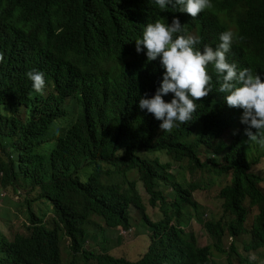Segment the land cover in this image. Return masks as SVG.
<instances>
[{
    "label": "trees",
    "instance_id": "obj_1",
    "mask_svg": "<svg viewBox=\"0 0 264 264\" xmlns=\"http://www.w3.org/2000/svg\"><path fill=\"white\" fill-rule=\"evenodd\" d=\"M211 1L219 14L190 20L180 8L163 11L147 0H0L15 15L34 16V24L41 26L44 33L56 31L68 39L69 57L61 73L56 74V81L64 92L77 93V100L91 106L96 114L71 138L69 144L76 139L85 141L83 145H73L72 150L90 151L92 134L106 133L105 140L93 142L100 145V151L90 154L91 158L75 169L61 170L58 174L48 175L58 165L55 159L51 166L42 154L21 151L24 148L27 151L28 142L37 137L39 124L35 119L39 112L48 116L50 108L45 106L39 110L18 77L29 65L39 64V59H43L40 65L48 68L49 62L44 59L50 57V52L37 49L36 39L25 38L10 44L6 36L13 25L0 15V42L9 48L14 45L10 48L11 72H18L16 80L0 92V127L4 131L0 138L8 136L19 146L12 151V160L11 153L2 156L3 162H9L8 166L0 163V200H6L0 206V264H61L59 233L62 240L68 237V248L75 263L93 258L96 264H120L113 260L116 251L109 253L110 244L120 247L124 243L116 230L131 227V208L141 219L145 209L151 207L159 208L162 218L155 222L165 219L172 238L186 239L185 250L167 263L212 264L210 256L217 253L226 255L228 264L232 257L241 264H259L258 260L250 262L248 257L264 248V169L259 170L264 161V148L258 143H245L246 125L241 128L237 124L238 131L235 126L229 128L228 123L219 120L224 115L222 112L214 119L209 100L216 96L214 91L197 101V112L191 122L169 133H159L162 121L138 106L152 78L147 79L140 92L131 73L123 71L135 55L134 43L142 27L154 20L170 25L177 17L185 32L198 36L202 46H215L224 31L243 37L233 44L234 52L254 43L253 39H262L264 44V0ZM252 43L254 53L256 46ZM106 54L110 55V67L105 63ZM157 74L158 71H151V76ZM160 85L147 98L154 96ZM215 85L214 79L213 90ZM4 95L11 99V104L16 99L26 109L33 107L36 114L23 126L5 118L1 115V107L6 105ZM163 98L170 102L173 94ZM103 117L109 118V125L107 130L100 131ZM41 119L44 125L46 118ZM66 152L67 145L57 155L62 158ZM156 153H163L168 160L162 163L158 157H152ZM2 171L8 178L4 173L1 175ZM21 179L29 181L31 187L22 184ZM137 183L146 193L145 202L138 193ZM20 187H24L21 195L18 194ZM28 190L32 193L24 194ZM202 191L208 199L222 201L224 220L204 221L197 214L199 204L205 201ZM18 195L19 199L14 202ZM36 199L51 204L53 217L42 220L30 209ZM245 201L248 208L259 207L249 228L245 226L248 218L239 219L227 230L211 227L213 223L235 218L241 207L246 208ZM22 203L27 205L25 220L18 219ZM191 220L208 234L211 243L201 247L193 231H185ZM20 228L27 234L22 235ZM225 236L232 239L227 249L222 246ZM149 256L150 246L141 257L135 258L137 261L128 264H150Z\"/></svg>",
    "mask_w": 264,
    "mask_h": 264
},
{
    "label": "clouds",
    "instance_id": "obj_2",
    "mask_svg": "<svg viewBox=\"0 0 264 264\" xmlns=\"http://www.w3.org/2000/svg\"><path fill=\"white\" fill-rule=\"evenodd\" d=\"M147 1L158 6L163 11L180 8V12L185 13V16L190 20H203L213 16L215 13H220L216 9V4L211 0ZM0 15L4 19L6 18L9 24L13 25L11 33L6 36L10 44L15 45L17 44L16 42L25 38L30 41L36 39L37 49H44V53L50 52V57L44 59L49 62L50 66L48 68L42 67L40 64L43 59H39V64L29 65V68L24 69L18 77V72H11L13 65L10 48H13L14 45L9 48L0 42V92L6 90L7 84L13 83L18 77L24 82L26 91L34 99V103L39 110L45 106L50 108L48 116L39 112V116L35 119L39 124V128L35 132L37 137L32 138L28 142L27 147L29 148L27 151H25V148L21 151L28 154H43L47 152L40 150V148L46 141L45 135L48 128L55 123L56 143L53 147L61 145L57 151L60 152L69 144L71 138L76 137V133L83 124L96 117L91 106L77 100V93L68 94L64 92L56 81V74L61 73V68H64L69 57L68 39L56 31L44 33L41 30V26L37 27L34 24V16L31 14L26 16L23 13L15 15L11 12L8 5L1 2ZM30 31L34 32L31 37ZM219 39V42L213 47L202 46L198 36L185 32L177 17L173 18L170 25L163 23V20L149 21L144 24L139 38L135 40L133 48L135 55L123 71L131 73L140 92L144 89L147 79L149 77L152 78L151 85L140 96L138 106L140 110H147L157 120L162 121L160 128L164 132H171L180 125L191 122L193 115L197 112V101L207 98L214 91L216 96L209 98L213 108L214 119L218 113L222 112L224 115L219 120L228 123L229 128L237 124L241 128L243 124L246 125L244 135L248 139L245 143H258L261 148H264V44L262 39H253L255 42H251L253 46H256H254L256 48L254 53L251 43H249L251 49L247 45L241 50L234 52L233 44L238 40H242L243 37H237L232 31L222 32ZM105 63L110 67V55L108 54L105 55ZM153 70L158 71L156 77L151 76V71ZM214 79L216 80V85L213 90ZM160 83L161 85L156 90L155 95L147 98ZM169 93L173 94V98L170 102H166L163 97ZM3 100L6 105L1 107V115L14 120L22 126L26 125L28 119L20 118V110L26 106L24 104L19 105L16 99L14 100L16 102L11 104V99L7 95H4ZM69 112L73 113L72 117H70L71 123H69L70 119L67 118ZM42 117L46 118L44 125H42ZM60 121H65L66 124L58 126ZM235 129L238 131L237 127ZM68 152H70V155L66 152L62 158L57 153L54 157L57 164H62V160L68 161L66 164H62L63 166H70V168L65 170H73L79 164L85 162L84 159L79 164L73 165L74 157L78 152L76 150ZM3 155L2 153L0 154V163H5L2 161ZM90 158L88 156V159ZM12 159L13 156L11 155L10 160ZM5 164L8 166L9 162ZM2 174L6 178L9 176L3 171L1 172ZM247 204L248 202L245 201L244 205L246 208L241 207L237 211L235 218L213 223L211 227L216 230H227L239 219L248 218L253 209L258 214L259 207L248 208ZM199 210L197 214L204 221H207L204 219L207 214L202 215ZM145 212H143L141 217L142 227L145 232L138 234L137 237H146L148 240L147 247L144 250V252L147 251L150 246L148 262L150 264H169L167 263L169 259L175 257L176 254H180L181 250H185L186 239L180 237L172 238L165 224V219L155 222L160 220L162 215L158 220H151ZM195 215L196 213L193 211L192 217L195 218ZM191 222L197 223L191 220L189 226ZM46 227L49 228L48 226ZM117 230L122 233L126 231L122 228ZM185 231L188 230L185 229ZM61 242H59V247L61 250V264H63ZM68 245L69 239L67 248ZM70 254L74 256L71 252ZM255 254H249L250 262L258 260ZM210 257L212 259V256ZM91 260L96 264L93 258H89L87 261ZM113 260L120 262V264H128L129 260L137 259L115 256Z\"/></svg>",
    "mask_w": 264,
    "mask_h": 264
},
{
    "label": "rangeland",
    "instance_id": "obj_3",
    "mask_svg": "<svg viewBox=\"0 0 264 264\" xmlns=\"http://www.w3.org/2000/svg\"><path fill=\"white\" fill-rule=\"evenodd\" d=\"M100 86H102V84ZM35 114H36V112L34 111L33 107H30L27 109L22 108L20 110V118L21 119H29L30 117H32ZM72 115H73V113L69 112L67 114V118L70 119V117H72ZM108 115H109V113H108ZM71 122L72 121L70 119L69 123H71ZM65 124H66L65 121H60L58 123V126L59 125H65ZM108 125H109V118L103 117V121L101 122V124L99 126V130L100 131L107 130ZM54 128H55V123L50 125V127L48 128L46 135H45L46 141L40 148V150H42V151L43 150L47 151V152H44L42 155L44 156L45 160H48V162L50 163L51 166L54 163V157L58 151V147H61V145L57 146V147H53L56 143V136L54 133ZM19 131H20V128H19ZM1 132H4L2 126L0 127V133ZM160 132L169 133V132H164L162 129H160L159 133ZM105 138H106V133H101L98 136H95L94 134H92V140L90 141V143H92V145L90 147V151L80 150L74 157L75 161H74L73 165H77L81 161H83L84 159L85 160L88 159V156L90 154H94V153L100 151V149H101L100 145L98 143L93 144V142L95 140H98V141L105 140ZM14 142H15V140L8 137V136H5L4 138H0V154L2 153L4 155H7V154L11 153V155L13 156L12 151L14 149H19V146L15 145ZM84 142H85L84 139H76L72 142L73 144L67 145V149H68V151H70V150H72L73 145H79L80 146V145H83ZM199 145H200L199 149L202 150L203 149L202 143H200ZM67 154L70 155V152H67ZM152 157H158L162 163H164L168 160V157L166 155H164L163 153H156L155 155L153 154ZM67 162H68L67 160L64 161V164H66ZM67 168H70V166L69 165L63 166L61 163H59L55 167V169L48 172V175H50L51 173H57L58 174L61 172V170L64 171ZM262 169H264V161L262 162V165H261L259 170H262ZM21 182H22V184L31 187V184L29 181H26V180L23 181L21 179ZM262 184L264 185V183H262ZM136 188L138 190L139 195H141L142 201H144V202L147 201V196H146V193H144L142 185H140V183H137ZM23 189H24V187L19 188V190H18L19 195H21L23 193ZM31 193H32L31 190H28L26 192L24 191V194H27V195H30ZM4 194L5 193H2L3 196H4ZM19 195L15 198L14 202L19 199ZM201 197L204 198L205 201H201V203L199 204V208H200L199 211L202 215L207 214L206 217L204 216V219L205 220H213V221H218V220H222V219L224 220V217L222 214V208H221L222 201L217 200L215 198L208 199V196H207L205 191L201 192ZM5 201L6 200L4 198L1 199L0 200V206L3 204L2 202H5ZM26 207H27V205L25 203H22L21 206L18 208V211H19L18 219L25 220V218H26V209L25 208ZM9 208L12 211L14 210V207L12 204L9 205ZM1 209L2 208L0 207V210ZM30 209L42 220L49 218V216L53 217V215H54L51 204L44 199H36L34 202L31 203ZM130 211H131V216H130L131 217V227H130V229L124 231L125 233H122L119 230H116V231H119L118 233L123 236L124 243L120 247H119V245L115 246L116 243L110 244V247H109L110 252L109 253L112 255L113 252L116 251V253H114V256H117V257L121 256V257H126L128 259H135V258L139 257L144 252V250L147 247L148 240L146 237H137L138 234L145 232V230L142 227L141 221L139 222V220H141V219H140V215L137 213V211L134 210L133 208H131ZM145 211L151 220H158L161 217V212H160L159 208L151 207V208L145 209ZM255 214H256V210L253 209L251 211V214L248 217V220L246 223V228H249L250 224L253 221ZM0 215H2V214L0 213ZM11 223L13 224L14 221L12 220ZM48 227H50V226H48ZM20 230L23 233L22 235L27 234V231H25L24 229L20 228ZM186 230L193 231L194 235L196 236L197 243L200 246H204V245L212 242L210 237L207 235V233L205 231H203L197 223L191 222V225ZM133 232H135L134 237H132ZM115 235L116 234H114L113 237ZM245 239L248 240L247 237H245ZM61 240H62V236L59 233V242H61ZM67 242H68V238H64L61 242L63 264H94V262L92 260L85 262L84 259H82V261L75 263L74 256H72L70 254V252L67 248ZM230 243H231V238H227L225 236L223 239L222 246L225 249H227V247L229 246ZM112 246H114V247H112ZM238 251H240V252L242 251L240 247H239ZM255 255L257 256L259 263L264 264V248L261 249ZM133 261L134 260H132L131 262H133ZM211 261H212V264H228L227 256L226 255H219L217 253H214L212 255ZM229 261L231 262V264H241L236 257L230 258Z\"/></svg>",
    "mask_w": 264,
    "mask_h": 264
},
{
    "label": "crops",
    "instance_id": "obj_4",
    "mask_svg": "<svg viewBox=\"0 0 264 264\" xmlns=\"http://www.w3.org/2000/svg\"><path fill=\"white\" fill-rule=\"evenodd\" d=\"M115 256H113V258H114ZM138 260V259H137ZM137 260H134L133 262H135V261H137ZM129 261H132V260H129Z\"/></svg>",
    "mask_w": 264,
    "mask_h": 264
}]
</instances>
